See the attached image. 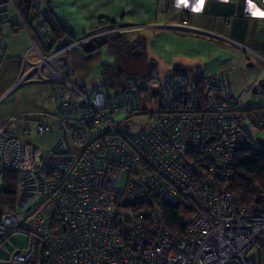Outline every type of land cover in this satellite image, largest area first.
Segmentation results:
<instances>
[{
    "label": "built area",
    "instance_id": "obj_1",
    "mask_svg": "<svg viewBox=\"0 0 264 264\" xmlns=\"http://www.w3.org/2000/svg\"><path fill=\"white\" fill-rule=\"evenodd\" d=\"M38 3L29 1L24 25L45 48L52 34L37 21ZM187 19L171 26L186 28ZM122 28L46 54L31 43L39 59L16 84L49 67L59 136L35 157L29 142L0 128V173L16 175L13 206L0 207V264H31L36 255L39 264H264V192L255 185L244 206L230 189L236 150L264 138L249 130H264V103L249 101L252 85L232 91L225 70L203 75L200 85L185 71L166 73L152 110L140 105L134 86L108 94L99 80L102 89L88 94L61 56ZM141 112L151 116L145 132L120 128ZM115 114H122L118 121ZM159 202L177 205L180 229L166 225ZM16 231L31 242L9 249L5 239Z\"/></svg>",
    "mask_w": 264,
    "mask_h": 264
},
{
    "label": "crops",
    "instance_id": "obj_2",
    "mask_svg": "<svg viewBox=\"0 0 264 264\" xmlns=\"http://www.w3.org/2000/svg\"><path fill=\"white\" fill-rule=\"evenodd\" d=\"M20 2L0 0V128L25 142L42 141L43 154L59 136L57 108L48 66L32 71L27 79L16 84L39 59L38 53L29 48L31 43L43 54L32 27L24 25L29 21L16 8ZM262 13L264 0H39L38 3V18L52 17L64 31L59 45L66 43L67 37L80 38L111 26H123L120 35L125 34L124 40L134 41L142 49L150 71L161 68V78L175 67L194 78L225 70L234 92L250 85L254 92L255 83L264 85L259 74L264 61L255 57L256 54L264 57ZM185 17L186 28L171 26L181 24ZM76 47H70L60 61L71 68L73 82L92 93L97 89L94 82L92 85L88 82L95 72L99 76L101 62L111 63V55L105 54L104 59L100 47L87 56L80 46ZM39 123L47 124L49 130L38 133Z\"/></svg>",
    "mask_w": 264,
    "mask_h": 264
},
{
    "label": "trees",
    "instance_id": "obj_3",
    "mask_svg": "<svg viewBox=\"0 0 264 264\" xmlns=\"http://www.w3.org/2000/svg\"><path fill=\"white\" fill-rule=\"evenodd\" d=\"M15 0H12V2ZM30 0H21L20 5L16 4L17 10L20 12L24 20L28 19V7ZM0 18V22H1ZM38 22L48 25L52 34V41L47 47H42L44 54L48 53L54 47L59 46L60 41L64 37V31L53 20L52 17H42L37 20ZM105 34V33H104ZM104 34L91 37L89 40L77 44L82 48L87 56H90L95 50L99 49L102 45L111 46L110 41L102 39ZM119 35V34H117ZM75 38L67 37L66 42L74 40ZM125 42H129L126 41ZM134 43L135 42H129ZM64 44V43H63ZM61 45V44H60ZM134 46H137L136 44ZM137 48V47H135ZM173 71H182L175 67ZM99 80L107 88L126 89V76L122 68L117 63L111 64L101 62L99 70ZM202 76L197 77V82L200 85ZM84 89V86H81ZM256 146L244 147L236 150L232 169L234 171L233 179L230 183V189L236 195L241 205H248L252 199L255 185H259L264 192V138L260 140ZM16 194V175L15 172L6 170L2 172V180L0 184V207L7 205L13 206ZM159 210L166 225L171 230L181 228V222L178 216V207L176 204H167L165 202L158 203ZM40 256L36 255V260L31 264H39Z\"/></svg>",
    "mask_w": 264,
    "mask_h": 264
},
{
    "label": "rangeland",
    "instance_id": "obj_4",
    "mask_svg": "<svg viewBox=\"0 0 264 264\" xmlns=\"http://www.w3.org/2000/svg\"><path fill=\"white\" fill-rule=\"evenodd\" d=\"M125 30V29H123ZM119 34V35H117ZM119 31L107 32L103 35L102 39H107L110 41L111 46L107 44L101 47L102 57L106 59L105 54L111 55V64L118 62L120 67L123 70V73L126 76L127 86H134L133 93L137 96V99L140 101V105L147 108V110L153 109V103L156 99L155 96L160 95L161 93V68L157 70L150 71V65L141 48L137 46V49L134 46V43L125 42V34L120 35ZM76 48H79L76 45ZM139 50L137 55L134 54L132 50ZM134 50V51H135ZM257 59L259 57L255 56ZM106 61V60H105ZM150 72V73H149ZM149 74H152L149 76ZM148 76V77H147ZM98 74L95 72L92 75V79L88 82L89 85H92L94 82V89H102V86H99ZM261 79L264 80V72L262 73ZM108 94L113 92L112 88H107ZM155 90V91H152ZM87 93L90 94L87 90ZM249 101L251 103H264V85L261 83H255V90L252 92ZM122 114H115L113 119L118 121L121 118ZM151 124V116L149 112H141L124 122L120 123V128L129 134H139L145 132L149 125ZM250 132L255 136L264 137V130H255L249 127ZM31 144V151L34 153L35 157H38L43 147L42 141H28ZM126 179V172L122 171L120 174L119 189L120 191L124 188V183ZM2 180V173H0V184ZM31 242L30 237L24 232H13L5 239V246L9 249L17 246L23 247L28 245Z\"/></svg>",
    "mask_w": 264,
    "mask_h": 264
},
{
    "label": "water",
    "instance_id": "obj_5",
    "mask_svg": "<svg viewBox=\"0 0 264 264\" xmlns=\"http://www.w3.org/2000/svg\"><path fill=\"white\" fill-rule=\"evenodd\" d=\"M138 53H139V50H135L134 54L137 55Z\"/></svg>",
    "mask_w": 264,
    "mask_h": 264
},
{
    "label": "flooded vegetation",
    "instance_id": "obj_6",
    "mask_svg": "<svg viewBox=\"0 0 264 264\" xmlns=\"http://www.w3.org/2000/svg\"><path fill=\"white\" fill-rule=\"evenodd\" d=\"M134 50H135V48H134ZM134 50H132V51L135 52Z\"/></svg>",
    "mask_w": 264,
    "mask_h": 264
},
{
    "label": "snow or ice",
    "instance_id": "obj_7",
    "mask_svg": "<svg viewBox=\"0 0 264 264\" xmlns=\"http://www.w3.org/2000/svg\"><path fill=\"white\" fill-rule=\"evenodd\" d=\"M262 15H264V13H262Z\"/></svg>",
    "mask_w": 264,
    "mask_h": 264
}]
</instances>
